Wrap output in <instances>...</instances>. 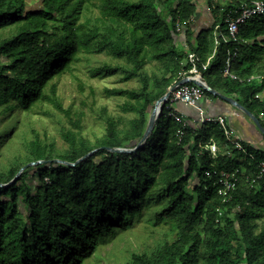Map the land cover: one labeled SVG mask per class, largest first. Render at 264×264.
Listing matches in <instances>:
<instances>
[{
  "label": "trees",
  "instance_id": "16d2710c",
  "mask_svg": "<svg viewBox=\"0 0 264 264\" xmlns=\"http://www.w3.org/2000/svg\"><path fill=\"white\" fill-rule=\"evenodd\" d=\"M211 10L214 24L190 47L203 62L213 54L216 27L227 35V12ZM196 13V0H0V184L32 162L76 163L96 149L134 148L156 102L190 76L189 51L177 46L176 26L192 39ZM239 39L220 45L203 78L224 95L237 94L258 116L252 98L264 91V15L242 26ZM229 50L238 53L232 65L238 80L224 75ZM103 54L114 62L92 69L91 78L120 75L140 86L104 90L109 98L126 97L121 111L134 117L101 109L105 134L92 144L83 135L85 113L64 107L59 84L69 75L83 92L80 65ZM168 105L135 154L102 149L76 167L29 168L0 188V264H86L143 218L154 227L167 219L172 239L152 252L132 253L128 264H264V176L258 178L257 165L264 151L244 144L253 156L247 158L214 123L186 129L180 143L181 126L168 117ZM32 114L67 119L72 129H60L64 149L35 131L16 144L20 118ZM212 141L216 156L206 148ZM236 169L238 186L224 202L219 177Z\"/></svg>",
  "mask_w": 264,
  "mask_h": 264
},
{
  "label": "rangeland",
  "instance_id": "374dc122",
  "mask_svg": "<svg viewBox=\"0 0 264 264\" xmlns=\"http://www.w3.org/2000/svg\"><path fill=\"white\" fill-rule=\"evenodd\" d=\"M33 4L34 2L31 3V5ZM33 7H37V5ZM113 62L112 58L105 54L88 56L78 71L84 86L83 92H80L77 83L69 75H66L59 84V95L63 100L64 107L72 109L73 114L85 113L82 123L83 135L92 144L98 143L105 134V125L99 119L101 109L106 108L111 115L126 120L134 117L133 115L126 116L121 111V107L128 101L126 97L109 98L105 96L104 90L106 88L138 89L140 83L137 80L125 83L121 80L120 75L106 79H94L90 76L92 69L104 63ZM209 100L210 98L205 96L204 102ZM20 119L21 126L16 144H20L23 138L33 139V131H35L42 140L55 143L59 149L65 148V143L60 137V129L62 126L69 129L72 127L63 115L32 114L24 115ZM197 183V179L193 180L191 189ZM171 239L172 235L167 219H164L158 227H154L148 223V219L143 218L132 229L119 231L113 241L111 240L101 247L99 257L87 260L86 264H128L132 253L152 252L159 245Z\"/></svg>",
  "mask_w": 264,
  "mask_h": 264
},
{
  "label": "built area",
  "instance_id": "2783aa9c",
  "mask_svg": "<svg viewBox=\"0 0 264 264\" xmlns=\"http://www.w3.org/2000/svg\"><path fill=\"white\" fill-rule=\"evenodd\" d=\"M232 2L234 4L230 5L229 7L221 6V11L227 12L225 20L227 25V35H222L220 33V26L216 27L214 51L213 54L206 60V62H203L202 58L195 52L188 53V62L191 67L189 70L190 76L188 77H195L198 80L204 81L203 73L208 70L220 45L222 43L225 45L239 43L240 28L244 26L249 20L264 15V1L262 0H232ZM216 7L217 5H213L211 9H215ZM176 29L179 34L183 33L184 31L183 25L180 24L176 26ZM237 54L238 53L236 51L229 50L227 52L224 68V75L234 80H238V78L232 74V65L234 60L237 58ZM251 80L252 78L248 79L247 81L250 82ZM204 98L205 89L193 84H186L179 87L167 101V103H169L167 107L168 117L175 120L176 123L181 126L177 133L179 142L182 143L185 130L191 128L192 126L184 115L177 113L174 109V105L177 103H181L195 109L199 113V125L204 126L208 123L218 124L222 129L226 140L230 145H232L234 150L243 153L249 159H253V156L247 153L244 143H242V141L237 137L234 130L228 126L225 117L220 116L217 118H208L204 116L205 113L201 106ZM252 100L257 102L260 106V111L257 118L264 127V91L257 93L255 96H253ZM206 148L210 149L213 156H216L218 147L214 141H212V143ZM257 165L259 170L258 178L261 179L264 176V162L257 163ZM240 174V170L236 169L233 172H224L219 177L218 194L221 198H223L224 202L231 200L232 194L238 186ZM207 177L212 178V175L207 173Z\"/></svg>",
  "mask_w": 264,
  "mask_h": 264
},
{
  "label": "crops",
  "instance_id": "0c3cea01",
  "mask_svg": "<svg viewBox=\"0 0 264 264\" xmlns=\"http://www.w3.org/2000/svg\"><path fill=\"white\" fill-rule=\"evenodd\" d=\"M234 3L232 0H196L197 13L192 23V39H187L185 32L181 33L177 39V46L186 49L190 52V47H197V36L203 30L211 27L215 18L211 10L213 5L229 7ZM220 93V92H219ZM222 94V93H221ZM224 95V94H222ZM238 102L239 96L237 94L225 95ZM238 98V99H237ZM240 103V102H238ZM241 104V103H240ZM242 105V104H241ZM204 110V116L208 118L225 117L228 126L234 130L237 137L242 143L256 150L264 151V138L257 130L253 121L242 111L236 109L229 103L220 100L217 97L210 98L208 102L201 103ZM245 107L244 105H242ZM246 108V107H245ZM177 113L184 115L193 128H201L199 125V113L184 104L177 103L174 105ZM247 109V108H246ZM248 110V109H247ZM249 111V110H248ZM252 113L251 111H249ZM255 115L254 113H252ZM257 117V115H255Z\"/></svg>",
  "mask_w": 264,
  "mask_h": 264
},
{
  "label": "water",
  "instance_id": "95a60500",
  "mask_svg": "<svg viewBox=\"0 0 264 264\" xmlns=\"http://www.w3.org/2000/svg\"><path fill=\"white\" fill-rule=\"evenodd\" d=\"M186 84H193L199 87H202L203 89H205V91H207L208 93H210L212 96L219 98L220 100L231 104L232 106H234L236 109L244 112L255 124L257 130L260 132V134L262 135V137L264 138V127L262 126L261 122L259 121V119L253 115L252 113H250L245 107H243L240 103H238L237 101L222 95L221 93H219L218 91L214 90L213 88L210 87V85L204 80H198L195 77H186L183 78L182 80H180L178 83H176L173 87H171L169 89V91L161 98L159 99L149 118L148 121V125L146 128V131L143 135V138L137 143V145L134 148H100V149H96L93 150L92 152H90L89 154H87L86 156H84L82 159L78 160L76 163H69L66 161H62V160H51V161H38V162H32L30 164H28L27 166L23 167L20 172L17 174V176L8 184H0V188H7L9 186H11L12 184H14L22 175V173L32 167H36L39 165H46V164H61V165H65V166H69V167H76L77 165H79L80 163H82L85 159H87L88 157L96 154L97 152H99L102 149H106L108 152L113 153V154H126V155H131V154H135L138 150H140L142 147H144L148 141V139L151 137L157 120L159 119L161 113H162V109H163V105L167 103V101L170 99L171 95L181 86L186 85Z\"/></svg>",
  "mask_w": 264,
  "mask_h": 264
}]
</instances>
